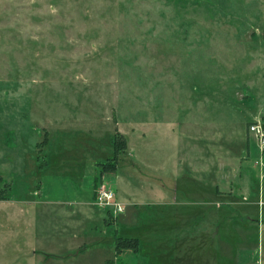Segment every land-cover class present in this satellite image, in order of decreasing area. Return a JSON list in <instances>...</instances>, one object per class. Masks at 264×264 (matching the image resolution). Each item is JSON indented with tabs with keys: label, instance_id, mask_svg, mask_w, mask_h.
I'll use <instances>...</instances> for the list:
<instances>
[{
	"label": "rangeland",
	"instance_id": "1",
	"mask_svg": "<svg viewBox=\"0 0 264 264\" xmlns=\"http://www.w3.org/2000/svg\"><path fill=\"white\" fill-rule=\"evenodd\" d=\"M261 118L264 0H0V264H264Z\"/></svg>",
	"mask_w": 264,
	"mask_h": 264
},
{
	"label": "trees",
	"instance_id": "2",
	"mask_svg": "<svg viewBox=\"0 0 264 264\" xmlns=\"http://www.w3.org/2000/svg\"><path fill=\"white\" fill-rule=\"evenodd\" d=\"M251 123V122H250ZM113 146L115 148V160L114 163H108V161L104 160L98 163V165L101 167V174H104L109 171H114L117 168L116 158L118 153H120L122 150H125L127 147V139L122 134H115L112 138ZM101 176L96 177L95 180V188H94V194L96 188L100 185L98 181L101 179ZM3 178L0 176V199H5V193L7 192L6 185L2 184ZM116 250L117 253H121L123 250H133V252L138 253L140 251V239L139 237H133L129 235H118L116 237Z\"/></svg>",
	"mask_w": 264,
	"mask_h": 264
},
{
	"label": "built area",
	"instance_id": "3",
	"mask_svg": "<svg viewBox=\"0 0 264 264\" xmlns=\"http://www.w3.org/2000/svg\"><path fill=\"white\" fill-rule=\"evenodd\" d=\"M249 133H254L259 140L261 151L264 154V118L253 120L249 124ZM260 165L264 166V161H260ZM264 175V173H263ZM102 187V186H101ZM98 187L97 191L99 190ZM95 203L103 208H109L113 210L115 215L124 211L123 203L120 202L113 190H107L102 188L97 192V196L94 199Z\"/></svg>",
	"mask_w": 264,
	"mask_h": 264
},
{
	"label": "crops",
	"instance_id": "4",
	"mask_svg": "<svg viewBox=\"0 0 264 264\" xmlns=\"http://www.w3.org/2000/svg\"><path fill=\"white\" fill-rule=\"evenodd\" d=\"M95 174H96V172H94ZM95 174H94V176H95ZM96 177H98V176H96ZM96 177H95V180H96ZM103 177H105L104 176V174H103ZM94 186H95V184H94ZM95 188V187H94ZM94 188H93V195H94ZM90 189V188H89ZM91 190V189H90ZM116 195H117V197H118V199H119V194L117 193V191H116ZM160 195H163V191L160 193ZM3 200H5V199H0V201H3ZM120 200V199H119ZM89 203H94V201L93 202H89ZM4 238V237H3ZM2 238V241H5L6 240V237L3 239ZM192 248H193V250L194 251H200V247L198 246V247H195V246H192ZM3 249L5 250V247H3ZM146 260L148 261V256H146ZM150 259H152V260H156V259H154V258H150ZM149 264H154V263H149ZM155 264H158L156 261H155Z\"/></svg>",
	"mask_w": 264,
	"mask_h": 264
}]
</instances>
